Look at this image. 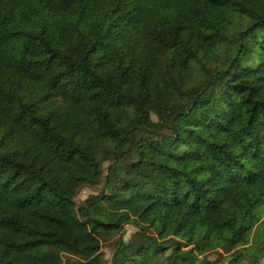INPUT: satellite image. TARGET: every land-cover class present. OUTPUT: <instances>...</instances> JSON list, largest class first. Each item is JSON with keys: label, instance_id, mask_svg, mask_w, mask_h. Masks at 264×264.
Masks as SVG:
<instances>
[{"label": "trees", "instance_id": "obj_1", "mask_svg": "<svg viewBox=\"0 0 264 264\" xmlns=\"http://www.w3.org/2000/svg\"><path fill=\"white\" fill-rule=\"evenodd\" d=\"M109 162L126 180L106 192ZM253 238L264 0H0V264H47V247L74 264H264V246L243 253Z\"/></svg>", "mask_w": 264, "mask_h": 264}, {"label": "rangeland", "instance_id": "obj_2", "mask_svg": "<svg viewBox=\"0 0 264 264\" xmlns=\"http://www.w3.org/2000/svg\"><path fill=\"white\" fill-rule=\"evenodd\" d=\"M125 145L126 143L124 142V146ZM125 147H127V145ZM125 163L126 161L123 160L120 162L121 166H123V164ZM109 166H110V171H107V168ZM103 167H104V176L106 175L108 176V180L105 188L106 192L113 191L121 180H126V177L118 170V167L112 164L111 162L105 163ZM102 184L104 186V179ZM97 194H98L97 191H93L87 188L83 189L78 194V197L76 199L77 206L82 205L84 200L92 196H95ZM90 216L105 222L112 221V219H110L103 212H97L92 210L90 211ZM135 234H136V230L132 226L127 225L123 227L122 237L124 240L129 241L131 239H135L136 241L144 243V239L141 236H136ZM263 246H264L263 244L258 245V243L253 238L250 244L248 245V247L245 249V251H243V253L248 257H253V256L258 257L260 254V250ZM113 249H114V240L104 243L101 252H102V257L106 263L107 262L109 263L113 253ZM217 249L224 256H230L232 254V252L229 251L227 245L223 242L217 244ZM43 254L46 257L47 264H74V262L76 261H81V259L74 256L70 252L59 253L56 249L50 247L45 248L43 250Z\"/></svg>", "mask_w": 264, "mask_h": 264}]
</instances>
